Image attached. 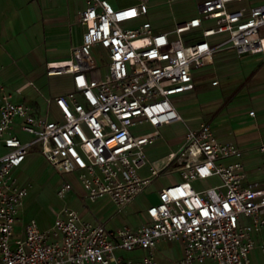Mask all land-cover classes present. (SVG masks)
Listing matches in <instances>:
<instances>
[{
	"label": "built area",
	"instance_id": "1",
	"mask_svg": "<svg viewBox=\"0 0 264 264\" xmlns=\"http://www.w3.org/2000/svg\"><path fill=\"white\" fill-rule=\"evenodd\" d=\"M84 1L77 12L84 26L80 43L70 47L68 60L46 66L49 75H71L70 91L45 96L41 115L11 100L0 84V264H163L156 248L169 240L180 244L177 264H253L255 248L264 264V239L257 236L264 225V143L256 146L263 155L256 177L243 149L219 141L209 123L186 128L179 146L157 159L146 153L165 141L159 127L182 121L172 96L194 87L195 72L211 64L216 51L264 54V3L201 0L196 15L157 31L149 20L123 25L145 16L151 0L121 7ZM193 28L202 38L185 43L182 33ZM97 57L107 60L103 76ZM32 147L58 172L72 175L89 201L107 197L123 207L159 175L176 180L158 190L135 226H106L65 205L51 227L40 228L21 214L31 183H19L13 173ZM145 165L148 173L141 175ZM212 176L219 183L202 189L191 183ZM72 193L69 179L56 190L63 199ZM135 248L146 251L137 261L115 254Z\"/></svg>",
	"mask_w": 264,
	"mask_h": 264
},
{
	"label": "crops",
	"instance_id": "2",
	"mask_svg": "<svg viewBox=\"0 0 264 264\" xmlns=\"http://www.w3.org/2000/svg\"><path fill=\"white\" fill-rule=\"evenodd\" d=\"M136 1L126 0V3L123 1L120 5L111 6L121 7ZM199 1L201 0L196 1V10ZM170 3L166 0H151L148 13L129 23L136 26L143 20H149L154 30H171L173 27L165 28L160 20L166 14L165 10ZM261 3H264V0H242L232 5L250 7ZM84 6V0H0V73L6 69L3 59L13 49H18L24 54L26 69L33 75L15 85L20 73H10L3 80L0 76V84H3L4 88L15 86L16 93L23 92L30 85H34L36 92H40L42 76L44 73L49 75L46 73L47 63L68 60L70 47L80 43L84 26L78 22L77 12ZM189 17L191 16L181 21ZM172 19L174 26L176 19ZM51 75H61L66 87L45 96L65 93L73 88L70 74ZM215 80L216 84H212ZM20 87L21 90L17 91ZM6 92L12 99L11 91ZM179 94L181 95L176 98V102L175 99L172 101L182 121L163 125H179V144L186 128H196L201 123H209L219 141L232 143L243 149V161L249 175L256 177L254 167L263 159L256 146L264 143V54H237L229 48L220 49L214 53L211 64L195 72L194 87ZM1 95L2 91L0 100ZM45 96H41L40 101L37 100V94L35 97L30 95V101H16L32 106L36 113L41 114L42 110H45ZM41 102L43 104L40 105ZM250 111H253V114H250ZM162 186L158 187V190ZM80 195H83L81 187ZM70 197H73V193ZM83 213L84 216L88 213L87 208L83 209ZM144 219L145 214L140 221Z\"/></svg>",
	"mask_w": 264,
	"mask_h": 264
},
{
	"label": "rangeland",
	"instance_id": "3",
	"mask_svg": "<svg viewBox=\"0 0 264 264\" xmlns=\"http://www.w3.org/2000/svg\"><path fill=\"white\" fill-rule=\"evenodd\" d=\"M112 5L117 6L122 4L126 0H109ZM197 0H173L168 5L164 14L160 20L163 21V26L173 27V17L176 22L181 21L185 17L196 15L197 10L195 8ZM123 3V4H124ZM232 7H236L232 6ZM163 19V20H162ZM125 26H132V23H125ZM260 32L264 34V26L260 28ZM182 38L185 43L193 42L202 38L201 29L193 28L182 33ZM101 51V47L93 49V55H98ZM96 57V56H95ZM98 58V57H97ZM97 60V67L100 69V73L103 76L108 71L107 60L99 57ZM6 69L0 73L1 80L10 73H20L19 79L15 82L19 84L24 80L33 77L32 73L26 69V61L24 54L18 49L7 54V57L3 59ZM2 61L0 60V64ZM56 64V63H52ZM8 69V70H7ZM42 86L40 92H36L35 86L30 85L21 93H16L15 86H6V91H11L13 101H30V95L34 97L36 94L39 96L38 101L42 100L41 96L58 91L66 87V82L63 81V77L44 75L42 76ZM181 94H175L172 99L180 97ZM26 99V100H25ZM43 102L40 103V105ZM44 114L42 110L41 115ZM141 127L144 130L150 129L149 124H143ZM159 131L164 137L165 141L157 143L154 146L146 149L147 156L150 160L157 159L171 150L177 148L179 141L177 135L181 132V128L178 124L171 126H161ZM4 148L0 146V152H3ZM139 173L146 175L148 173L147 165L140 168ZM14 175L17 177L19 183L30 182L28 194L24 199L21 214L24 219L34 218L40 228H49L53 224V220L57 211L63 206L68 205L70 207H76L80 211L87 208L88 213L84 218L94 222H102L106 226H122L128 224L130 226L139 223L144 216L145 208L150 203L156 201L158 195V187L168 184L176 180L175 174H161L154 178L142 192L134 197L127 205L118 207L114 205L107 197H100L95 201H89L82 198L80 195V187L77 180L68 174H62L58 172L37 150L36 147L29 149L25 160L13 170ZM69 179L73 185V197L67 195L64 199L60 198L56 194L58 186ZM217 176H212L203 180H195L192 185L197 189H202L207 186L219 183ZM258 238L264 239V225L258 232ZM145 249L135 248L131 250L116 249L115 254L121 256L123 259H129L131 261H137L145 254ZM157 257L163 262V264H177V260L181 255V247L177 240L160 241L156 248ZM250 258L253 264H261V258L259 249L255 248L250 253ZM195 264H211L210 261L196 262Z\"/></svg>",
	"mask_w": 264,
	"mask_h": 264
}]
</instances>
